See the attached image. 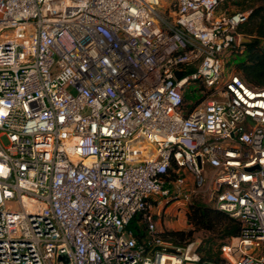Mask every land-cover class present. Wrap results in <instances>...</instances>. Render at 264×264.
<instances>
[{
  "label": "built area",
  "instance_id": "1",
  "mask_svg": "<svg viewBox=\"0 0 264 264\" xmlns=\"http://www.w3.org/2000/svg\"><path fill=\"white\" fill-rule=\"evenodd\" d=\"M224 1L0 0V264H220L158 233L195 196L243 224L221 264H264V87L226 71Z\"/></svg>",
  "mask_w": 264,
  "mask_h": 264
},
{
  "label": "trees",
  "instance_id": "2",
  "mask_svg": "<svg viewBox=\"0 0 264 264\" xmlns=\"http://www.w3.org/2000/svg\"><path fill=\"white\" fill-rule=\"evenodd\" d=\"M236 8L233 11H247L245 21L238 25V32L248 39L243 41L244 49L233 48L232 55L234 70H236L250 85L264 87V0H225L220 6ZM184 95V111L188 113L197 101L207 95L204 87L198 83L192 84ZM190 94H189V93ZM196 93L201 96L193 100ZM144 214L138 213L132 219L133 227L142 240L146 236V223L142 220ZM142 220V221H141ZM187 220L192 225L189 229L159 230V234L172 240L175 244H186L193 237L195 231L202 230L204 236L198 245V252L203 259L222 263V245L232 236L241 234L243 224L228 211L218 208L214 204L195 196L188 205Z\"/></svg>",
  "mask_w": 264,
  "mask_h": 264
},
{
  "label": "rangeland",
  "instance_id": "3",
  "mask_svg": "<svg viewBox=\"0 0 264 264\" xmlns=\"http://www.w3.org/2000/svg\"><path fill=\"white\" fill-rule=\"evenodd\" d=\"M236 7L231 4L230 6L224 7L223 5L220 6L219 9L226 10V11H233ZM225 65H226V71H230L234 69V62L232 60V55L228 52L224 56ZM193 86V85H191ZM189 93V92H188ZM190 94V93H189ZM201 95L196 93L192 96L193 100H197ZM2 140L5 144H8V139L6 136L2 137ZM181 207L179 208V203H169L167 206L166 204L163 206V208H153L152 213H154V218L157 224V228L159 230H165V229H189L192 227V225L187 220V211L183 210L181 211ZM183 212V213H182ZM204 236V232L202 230L195 231L194 237L190 240H196V250L198 248V245L202 241ZM189 241V242H190ZM198 251V250H197Z\"/></svg>",
  "mask_w": 264,
  "mask_h": 264
},
{
  "label": "water",
  "instance_id": "4",
  "mask_svg": "<svg viewBox=\"0 0 264 264\" xmlns=\"http://www.w3.org/2000/svg\"><path fill=\"white\" fill-rule=\"evenodd\" d=\"M177 75H178V77H181L183 75V72L182 71H177ZM157 248H160V246H157ZM168 250L176 251V249L174 247H169ZM62 257H65V256H62Z\"/></svg>",
  "mask_w": 264,
  "mask_h": 264
}]
</instances>
